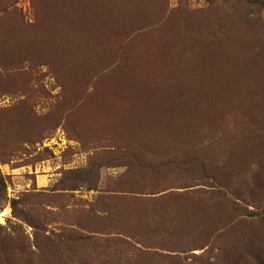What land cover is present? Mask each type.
I'll use <instances>...</instances> for the list:
<instances>
[{
	"label": "rangeland",
	"instance_id": "rangeland-1",
	"mask_svg": "<svg viewBox=\"0 0 264 264\" xmlns=\"http://www.w3.org/2000/svg\"><path fill=\"white\" fill-rule=\"evenodd\" d=\"M0 264H264V0H0Z\"/></svg>",
	"mask_w": 264,
	"mask_h": 264
}]
</instances>
